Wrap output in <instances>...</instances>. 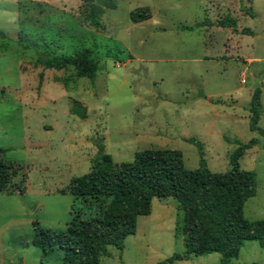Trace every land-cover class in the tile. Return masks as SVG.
I'll use <instances>...</instances> for the list:
<instances>
[{
  "label": "rangeland",
  "instance_id": "rangeland-1",
  "mask_svg": "<svg viewBox=\"0 0 264 264\" xmlns=\"http://www.w3.org/2000/svg\"><path fill=\"white\" fill-rule=\"evenodd\" d=\"M116 3L104 10L100 30L80 22V0H0V158L13 171L11 192H0V264H61L58 248L43 254L33 245L34 222L59 231L94 214L68 186L89 171L98 143L116 163L136 151L177 149L187 169L203 158L210 171L225 172L234 140L255 139L237 162L256 174L244 216L264 219V134L249 121L259 88L264 129V0ZM137 7L151 17L132 23ZM226 15L236 31L216 25ZM81 47L99 59L93 79L76 77L71 66L34 64L40 52L64 56ZM74 99L84 118L72 111ZM182 216L173 198H153L123 249L107 246L99 264H157L182 253ZM219 260L210 253L173 264ZM232 263L264 264V247L245 241Z\"/></svg>",
  "mask_w": 264,
  "mask_h": 264
},
{
  "label": "trees",
  "instance_id": "trees-1",
  "mask_svg": "<svg viewBox=\"0 0 264 264\" xmlns=\"http://www.w3.org/2000/svg\"><path fill=\"white\" fill-rule=\"evenodd\" d=\"M80 22L103 30L101 16L105 9H115L116 0H80ZM132 23L149 19L148 7L130 11ZM236 19L230 15L216 21L220 27H233ZM205 24L204 22L199 23ZM186 28V27H185ZM249 30L242 29V32ZM0 37L3 33L0 31ZM45 69L61 70L71 66L76 77L93 79L99 69V59L90 50L81 47L57 56L40 52L34 62ZM260 89L256 88L250 99V129L257 126L260 118ZM72 111L86 116V108L73 100ZM196 144L202 155L201 144ZM237 145L230 157L231 168L225 172L210 171L203 158L199 167L187 169L177 149H147L136 151L130 162L116 163L104 151L103 144H96L97 153L90 161L88 172L70 179L68 193L84 208L94 211L89 217H73L64 230L43 228L34 222L33 245L47 254L53 248L61 251V264H99L100 257L107 254V246L118 250L124 247V239L135 233L137 218L151 212L153 198L175 200L182 211L184 251L175 252L157 264H173L191 255L220 254L219 264H233L245 241L255 240L264 247V219H248L244 216L245 201L254 196L256 174L240 169L238 158L256 143L251 139ZM13 171L0 158V192H11ZM22 193L23 187H17Z\"/></svg>",
  "mask_w": 264,
  "mask_h": 264
}]
</instances>
